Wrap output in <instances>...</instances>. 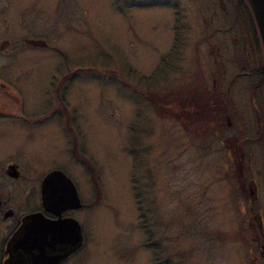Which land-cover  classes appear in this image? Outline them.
I'll return each instance as SVG.
<instances>
[{
    "label": "rangeland",
    "instance_id": "1",
    "mask_svg": "<svg viewBox=\"0 0 264 264\" xmlns=\"http://www.w3.org/2000/svg\"><path fill=\"white\" fill-rule=\"evenodd\" d=\"M52 1L42 0L46 9L39 12L33 8L29 15L45 19L43 34L62 55L50 49L25 51L20 60L29 58L32 71L16 80L31 88L32 108L38 111L50 80L56 82L71 72L74 75L65 96L67 108L77 119L73 127L79 129V146L95 161L101 196L84 181L85 170L79 168V191L91 206L80 213L85 238L73 264H153L151 250L142 247L146 230L137 216L131 186L134 178L142 193L141 205L145 211L149 209L147 229L154 239L161 240L160 257H167L170 264H261L264 257L253 252L251 245L254 229L238 211L244 201L240 200V205L228 201L222 168L206 166L207 162L217 163L221 155L201 152L175 118L157 115L145 96L136 92L162 95L186 84L184 67L189 62L185 56L157 82L139 81L140 76H151L163 55L159 37L166 21L158 18H165L166 13L161 9L142 13L130 6L126 14L109 0H78L75 7L63 0L60 9H55ZM22 12L14 7L9 17H21ZM58 20L63 25L73 23L74 31L70 25L66 30ZM151 20L160 24L156 33L148 30ZM16 28L15 32L22 34ZM55 34L59 38L51 43L50 36ZM150 48L153 50L147 51ZM8 61L4 56L0 65ZM57 65L67 68L66 73L55 74ZM53 124L50 120L39 128L56 134L59 128L54 130ZM54 134L50 138L60 146L62 140ZM134 139L138 144L136 159L129 154ZM261 201L262 197L260 205Z\"/></svg>",
    "mask_w": 264,
    "mask_h": 264
},
{
    "label": "flooded vegetation",
    "instance_id": "2",
    "mask_svg": "<svg viewBox=\"0 0 264 264\" xmlns=\"http://www.w3.org/2000/svg\"><path fill=\"white\" fill-rule=\"evenodd\" d=\"M62 1L54 0L51 6L60 9ZM109 1L124 13L130 6L142 13L158 9L166 13L165 18H158L166 21L159 37L163 55L177 59L185 56L189 62L183 109L193 113L205 106L213 113L212 118L218 116L222 121V129L212 134L193 133L186 128L183 131L196 140L195 146L201 152L210 150L221 155L217 163L207 162L206 166L222 168L228 201L239 205L240 200L244 201L238 211L245 214L248 227L254 229L253 252L263 258L264 51L248 1ZM69 3L75 7L78 0ZM45 5L42 0H0V58H9L0 65V264L75 263L85 238L80 213L91 206L82 199L76 177L79 168L84 169V181L91 185V174L79 160V129L73 127L77 119L63 108L74 75L71 72L58 77L56 82L51 79L45 88L44 105L38 111L32 108L31 88L16 80L32 71L29 58L20 60L25 51H60L51 47L43 34L45 19L29 15L33 8L39 12L46 9ZM14 7L23 9L21 17H9ZM60 20L57 22L62 26ZM149 22L148 30L156 33L159 22ZM72 24L63 26L69 30ZM16 26L22 34L15 32ZM50 37L51 43L59 38L56 34ZM53 70L55 74L66 73L61 65ZM203 94L208 97L200 99ZM214 98L221 100L220 106ZM50 120L54 130L59 128L56 134L39 128ZM229 130L230 134L223 133ZM53 134L62 140L60 146L50 138ZM76 194L81 206L76 205ZM75 221L81 227V246L75 243ZM257 261L254 256L253 263Z\"/></svg>",
    "mask_w": 264,
    "mask_h": 264
},
{
    "label": "trees",
    "instance_id": "3",
    "mask_svg": "<svg viewBox=\"0 0 264 264\" xmlns=\"http://www.w3.org/2000/svg\"><path fill=\"white\" fill-rule=\"evenodd\" d=\"M113 1V0H111ZM115 7H120L118 5H114ZM175 60V61H174ZM178 61H180V59H177L173 56H165L162 55V57L159 60V64L156 67V69H153L151 72V76L149 78H145V76H140V80L139 81H145V82H149L150 84L152 83V81H156L157 79H160L161 76L164 74V72H169L168 69L170 68L171 65H174L175 62L177 63ZM185 62V60H184ZM188 67L186 65L185 62V67H184V72H187V68ZM124 85V84H123ZM186 86V84H185ZM185 86H182L179 90H172V91H168V92H163L162 95L161 94H156L155 91H151V92H146L145 90H141V91H137V93H139L140 95H144L145 97V101L146 103L151 106V108H153L154 112L157 115L160 116H164V115H168L171 118H175L178 122V124H180L183 129L186 128L188 131H191L193 133H210L212 134L213 131L215 130H221L222 127L220 126V123L222 121H220V119L218 116L215 118H212V112L208 111V108H205V106L200 107V111L198 110H194L193 113H190L187 111H185L183 108L185 107V103L181 102L183 98L187 97V93H185ZM134 89V88H133ZM200 99H204L205 97H208L207 94H203L199 96ZM215 102L217 104V106H220V101L218 98H214ZM204 104H206L204 102ZM68 103H64L63 104V108L64 109H68L67 108ZM175 106V109L173 108ZM174 109V110H173ZM241 140H243L240 137ZM240 140V142H241ZM137 140L134 139L132 143H130V149H129V154L132 156V158H135L138 156V149H137ZM244 145V143L241 142V146ZM82 148H84L82 145L79 146V150H80V156H79V160L80 163L82 164H86V168L87 170H89L91 176H90V181L92 184V188L93 191L95 192L96 196H101V182L97 177V173H95V168L94 166L95 161L91 160V158H88V154H86V151L83 150ZM137 180L134 178L133 183L131 184L132 188L135 190V195H134V199L136 201V209L138 210V220H140V226L142 229L146 230L145 233V239L142 242V247L146 248L147 250H151V259L153 260V264H170L169 260L167 259V257H160L161 252L163 251L160 247L161 244V240L160 239H154L153 238V234L152 231L148 228L147 229V219H146V215L149 211V209H147V211H145L142 207V199L140 198V189L137 188ZM95 196V197H96ZM95 204V203H94Z\"/></svg>",
    "mask_w": 264,
    "mask_h": 264
},
{
    "label": "water",
    "instance_id": "4",
    "mask_svg": "<svg viewBox=\"0 0 264 264\" xmlns=\"http://www.w3.org/2000/svg\"><path fill=\"white\" fill-rule=\"evenodd\" d=\"M248 2V6L251 8V13L252 16L255 18V24L256 27L258 28V35L261 38V47L263 48L264 51V0H247ZM263 58H264V54H263ZM74 200L76 202V205L81 206V203L78 202V195L76 194L74 197ZM75 233L78 230V233H76V239H75V243L76 241H78V243L81 246V238H82V234L80 233V226L79 224L75 221ZM63 233V230H62Z\"/></svg>",
    "mask_w": 264,
    "mask_h": 264
}]
</instances>
